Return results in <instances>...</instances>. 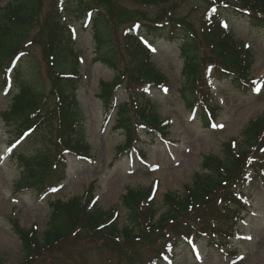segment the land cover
<instances>
[{"label": "rangeland", "instance_id": "obj_1", "mask_svg": "<svg viewBox=\"0 0 264 264\" xmlns=\"http://www.w3.org/2000/svg\"><path fill=\"white\" fill-rule=\"evenodd\" d=\"M112 1L119 7L127 8L129 15L123 16V21L116 24L113 30L109 29L111 40L116 44L118 60L120 58L118 63L120 76H123L121 84L113 88L111 101L126 100L127 93L124 92V87L131 83V92L139 103L151 101L155 104L157 116L165 124L161 127L166 134L162 138L151 130L139 128L138 139L135 137L132 142L143 147L145 159L139 161L134 152L126 150L119 155V146L125 139L124 132L112 128L113 118L112 116L105 118V102L99 97V83L110 82L114 72L102 64L93 62L94 42L90 33L91 21L88 26L83 27L80 10L73 5L72 0H63L65 43H71L80 57L79 72L83 79L77 97L84 116L83 142L89 147L88 157L77 158L76 155L80 153L65 151L66 147L62 144L53 147L48 143L46 139L53 135V129L50 134L43 129L46 126L49 128L51 124L48 122H45L42 129H35L28 137L17 142L13 149L9 144L14 142L13 139L23 128L17 130L15 126L8 125L1 113L9 105L10 97L16 89H12L7 97L0 89V260L2 264H154L155 250L157 248L162 250L166 239L173 236V233H167L161 238L152 236L142 241L125 242L121 238H116V243H113L87 228L76 234L67 235L55 249L24 259L20 241L12 231L10 218L24 220V226L27 228L34 224L42 239L41 235L50 212L49 203L54 199L66 201L73 196L80 197L91 184L93 196L96 198L94 208L109 211L116 206V212L112 217L117 219L121 227L127 224L128 220L126 210L120 205V199L126 194V190H145L154 182L158 185L153 200L160 214L166 208L162 201L165 193L174 192L179 195L184 185L192 184L195 173L204 174L206 171L201 168L203 158L221 156L224 143L235 140L237 145H241L244 126L264 111V27L251 28L246 16L235 14L230 7H217L218 10L214 11L217 17H213L208 13L211 5L206 0H173L164 5L154 6H142L134 0ZM7 2L8 0H0V8ZM53 2L56 3V0L43 1L42 14L52 6ZM80 2L95 6L93 0H80ZM229 2L238 3L239 0H228ZM98 8L102 9L101 6ZM162 10L167 12L169 10L171 17L169 20V16L157 17V14L161 15ZM95 11L96 9H93L92 16ZM180 20L182 25L188 23L193 27L192 36L188 35L187 39L194 48L190 50L191 54L202 60L198 76L201 82L207 80L203 91L208 101L207 106L214 111L215 120L210 126L208 119H203L207 113L202 107L200 89L194 88V84L183 87L186 77L182 68V56L178 50L181 39L176 37L182 34V29L185 32L186 30L184 26L177 24ZM136 23L165 25L153 35L145 36L149 47H135L136 40L132 50L128 47L125 38L127 33H124L129 26ZM214 24L220 28L226 27L235 45L238 42H246L245 46L249 48L252 61L248 76L262 83L259 91L250 90L248 87L249 90L242 94L233 89L229 79L218 78L212 61L217 60L228 68L233 67L225 55L226 49L223 51L224 57L220 55L222 49L219 47V42L224 33L222 30L215 31ZM35 32L36 28L31 29L26 39L21 42L26 53L19 57L17 67L24 80L31 82L34 78L32 85H35L37 80L47 91L49 63L42 53L41 46L24 45L29 39L34 38ZM16 33L22 36L25 31L20 29ZM234 48L236 51L239 50L238 47ZM8 54L4 60L5 64L14 53ZM148 54V59L155 68L169 80L165 92L145 86V81L140 84L138 74L133 79L135 69ZM65 58L70 57L66 55ZM0 78L3 76L1 75ZM195 100L196 102L191 104ZM52 122L55 127L54 119ZM136 122L142 121L132 110L130 123L135 125ZM221 125L222 127H219ZM12 149L15 154L21 153L26 157H33L47 150L53 154L51 160L53 170L48 172L41 184L36 183L37 185H29L19 190L17 181L21 166L13 157V152L10 155ZM60 154L65 160L55 166ZM254 156L255 167L262 168L263 171L259 172L263 174L260 173L259 177L242 189H235L241 191L244 198V203L238 200L232 203L233 206L241 207L240 220L234 227L235 234L223 242L222 237L215 233L211 235V240L191 227L188 238H181L175 245L169 262L159 261L156 264H264V145L258 148ZM64 167L66 170L62 175L61 169ZM250 167L244 166L241 172L247 171ZM51 185L56 186L48 189ZM220 204L207 212L206 228L212 229L214 225L228 227L232 223L226 220ZM125 250L134 255L133 261L126 258L123 252Z\"/></svg>", "mask_w": 264, "mask_h": 264}, {"label": "trees", "instance_id": "obj_2", "mask_svg": "<svg viewBox=\"0 0 264 264\" xmlns=\"http://www.w3.org/2000/svg\"><path fill=\"white\" fill-rule=\"evenodd\" d=\"M43 1L11 0L5 9L6 11L2 14L0 47L8 29L15 32L38 23L43 30L34 36L31 43L41 46L42 53L49 63V89L47 91L42 88L37 80H35L36 86L34 87L22 81L19 76H15L17 81L15 86H17L18 93L13 98L12 110L9 112L10 115H7V118H17L18 115L27 113L28 116H25L22 125H25V128L32 129H42L45 122H48L51 124L49 128L46 126L43 129H46L49 134L53 129V135L49 136L46 141L52 144L53 147L58 144H62L65 147L62 134L72 126L76 117H79L81 122V108L76 92L82 82V77L78 73L77 53L70 43H65L64 25L59 19L60 11L52 3V8L40 18ZM93 1L95 6L80 4L77 1L75 4L76 6L80 5L79 8L81 7L80 17L85 14L87 9L102 7L101 16L94 15L91 19L95 51L98 55L95 61H99L116 70L118 75L120 58L118 60V54L115 49L116 44L111 40L110 30H113L116 24L123 21V16L129 15V10L125 7L117 6L112 0ZM134 1L142 6H154L164 5L173 0ZM206 1L211 4L220 2V0ZM222 5L224 7L227 6V4ZM231 6H234L239 11L236 12L240 15L246 16L251 28L255 26L264 27V0H239L237 4ZM169 13V10L168 12L162 10L161 15L157 14V17L169 16V20L171 18ZM177 24L182 25V20L177 21ZM182 26L188 31H193V27L188 23H184ZM136 27H130L129 31L134 33H127L125 36L128 47L132 50L135 41L140 36L139 30H133ZM155 27L158 29L162 25H148L147 32L153 31ZM184 37H187L185 33L182 34L183 43L180 46V53L185 64L187 79L191 85H195L198 81V60L188 55L189 46L185 43ZM223 41L226 44L221 47L222 52H220V55L224 57L223 51L226 49L225 55L233 67V74L220 71V64L217 67L219 69L216 71L220 76L231 77L230 83H232L233 87L239 92L246 93L247 85L252 86V82L249 81L247 75V70L250 66L249 51L247 47L245 49L241 44H238L240 51H236L232 46H228L232 43L228 44L226 37ZM107 47L111 49L110 53H106L104 50ZM135 47H140L138 40L135 43ZM241 50H244L243 56L240 55ZM66 55L70 58H65ZM65 62H70L69 77L62 76L63 73H67L64 72L67 71L66 66L62 65ZM136 74H138L140 84L145 81L156 86L162 82V79L165 80L156 72V68L148 61V57H145L135 69L133 79ZM122 79L123 76L118 77V80L122 81ZM109 88H112V86L102 84L101 93L107 96ZM125 89L129 97L128 102L114 104L116 128H123L126 134V142L120 148V153L129 147L135 146L132 141L135 139L134 135L138 134L140 124H142L137 122L136 126L132 127L130 123L132 109L144 122L145 126L156 129V132L162 130L155 111L152 110L153 112H150L147 104H140L135 99L134 94L131 92V83L125 86ZM202 93L201 98L205 101L204 92ZM52 119H54V124L57 123L55 127ZM74 126L72 127L74 128ZM78 126L80 133H82V123ZM241 134V146L237 145L238 147L236 148L234 143L227 142L223 144L221 157L206 156L201 163V167L206 173H195L193 183L184 185L179 195L171 192L165 193L163 195V203L166 209L157 218L155 217L158 213V208L155 207L152 199L151 188L145 190L127 189L126 194L120 199V205L126 210L128 220L127 224L120 227L117 219L112 217L116 212V207L109 211H101L94 208L96 206V198L93 196V188L90 186L82 197H74L67 203L54 202L51 204V213L46 228L42 232V240L39 239V234L35 227L25 230L18 226L16 220H13L14 231L22 242L24 259L28 256H38L43 251H49L52 248L55 249L67 235L76 234L87 228L90 231L99 233V235L101 234L102 237L109 239L113 243H116V238H121L125 242L142 241L152 236L161 238L162 236L165 237L167 233H173V236L166 239L162 250L158 248L155 250L154 253L156 254L153 262L162 261V257L170 254L181 238L187 239L191 227L196 228L198 232L204 233L208 237H211L214 233L224 237L228 236L239 216L240 207L232 205L239 198L238 191L235 189H241L251 183L257 175H260V170L258 169L260 167H255L256 158L254 154L264 143V111L255 120L249 121L244 126ZM45 136H47L46 133ZM41 137L43 140V136ZM68 141H66L68 146L80 153L83 152V156H87L88 146L83 145L80 141H75V138ZM52 156L53 154L46 150L40 153L38 159L37 156H33L21 158V160L28 169L30 177L34 178L35 182L41 183L48 172L53 170L51 168ZM56 161L58 163L61 162L60 160ZM244 166H251L250 169L255 174L250 177L242 173L241 169ZM219 204L226 220L232 223L228 227L214 225V228L208 229L205 226L206 214ZM123 252L129 261H133L134 255L126 250Z\"/></svg>", "mask_w": 264, "mask_h": 264}, {"label": "bare ground", "instance_id": "obj_3", "mask_svg": "<svg viewBox=\"0 0 264 264\" xmlns=\"http://www.w3.org/2000/svg\"><path fill=\"white\" fill-rule=\"evenodd\" d=\"M114 192L116 193V191H114ZM115 193H114V194H115ZM21 223L24 225V220H23V221H21ZM0 233H1V231H0Z\"/></svg>", "mask_w": 264, "mask_h": 264}, {"label": "snow or ice", "instance_id": "obj_4", "mask_svg": "<svg viewBox=\"0 0 264 264\" xmlns=\"http://www.w3.org/2000/svg\"><path fill=\"white\" fill-rule=\"evenodd\" d=\"M256 90H257V91H259L260 89H259V88H257ZM214 126H215V125H214ZM219 127H222V125H221V126H219Z\"/></svg>", "mask_w": 264, "mask_h": 264}]
</instances>
